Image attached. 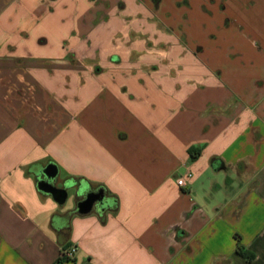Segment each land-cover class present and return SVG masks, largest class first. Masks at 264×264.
<instances>
[{"label":"crops","instance_id":"0c3cea01","mask_svg":"<svg viewBox=\"0 0 264 264\" xmlns=\"http://www.w3.org/2000/svg\"><path fill=\"white\" fill-rule=\"evenodd\" d=\"M164 3L0 0V264L70 247L61 264H264V0L224 1L227 82L218 66L167 77L175 50L147 54L169 41ZM38 164L71 209L38 189ZM100 192L105 209L77 212Z\"/></svg>","mask_w":264,"mask_h":264},{"label":"rangeland","instance_id":"374dc122","mask_svg":"<svg viewBox=\"0 0 264 264\" xmlns=\"http://www.w3.org/2000/svg\"><path fill=\"white\" fill-rule=\"evenodd\" d=\"M158 1V0H155ZM225 0H165V8L162 10V17L159 21H163V25L158 27L164 29L168 36L169 41L163 47L159 44V41L145 42L146 48L148 44L150 49L147 54L155 55L157 60L159 54L163 53V50L169 48L176 52L172 58L170 67L167 66L170 73L165 74L171 78L179 77V70H182V66L194 65L203 68L207 76H213L216 66L222 67L225 72L219 74L218 78L221 81L227 82L228 73L227 68L234 60L232 50L227 46V42L223 40L225 36H233L235 29H230L227 26L228 10L225 8ZM168 13L171 18L167 19L165 14ZM157 17V16H156ZM220 19V32L213 28V21ZM151 43V44H150ZM127 42L119 40L116 45L118 47H126ZM225 48L222 56L211 57L212 50H220L219 48ZM203 52L206 54H203ZM167 50V49H166ZM162 51V52H161ZM181 55V56H179ZM177 56V57H176ZM182 56H186V61L182 60ZM160 61V60H158ZM127 65V61L123 62ZM167 69V68H166ZM179 69V70H178ZM176 71V72H174ZM163 76V75H161ZM157 77H160L157 76ZM162 78V77H161ZM75 205V194L73 191H68V200L64 205L65 209H71Z\"/></svg>","mask_w":264,"mask_h":264},{"label":"water","instance_id":"95a60500","mask_svg":"<svg viewBox=\"0 0 264 264\" xmlns=\"http://www.w3.org/2000/svg\"><path fill=\"white\" fill-rule=\"evenodd\" d=\"M32 172L35 176H39L41 173L45 175L48 179L38 180V189L47 195H51L59 204H64L68 198V188L67 184L65 188H57L53 182L57 176V167L55 165H49L43 169V165H35L32 168ZM109 204V200L103 192L100 193H87L85 194V200L78 204L77 212L82 215L89 214L92 212L96 205H99V210L102 211Z\"/></svg>","mask_w":264,"mask_h":264},{"label":"built area","instance_id":"2783aa9c","mask_svg":"<svg viewBox=\"0 0 264 264\" xmlns=\"http://www.w3.org/2000/svg\"><path fill=\"white\" fill-rule=\"evenodd\" d=\"M193 177V175L192 174H188V178H192ZM178 185L180 186V187H185L186 185H187V183H186V179L185 178H180L179 180H178ZM75 252H76V247H70V248H68V249H63L62 251H61V255H60V257L63 259V260H71L72 258H73V256H74V254H75Z\"/></svg>","mask_w":264,"mask_h":264},{"label":"trees","instance_id":"16d2710c","mask_svg":"<svg viewBox=\"0 0 264 264\" xmlns=\"http://www.w3.org/2000/svg\"><path fill=\"white\" fill-rule=\"evenodd\" d=\"M237 252H238V254H239L241 257L245 258L247 261H251V260L254 259V254L250 253L249 250H246V249L243 248V247H238ZM64 261H65V260H63V259L60 257V259L57 261L56 264H61V263H63Z\"/></svg>","mask_w":264,"mask_h":264},{"label":"flooded vegetation","instance_id":"af4514ba","mask_svg":"<svg viewBox=\"0 0 264 264\" xmlns=\"http://www.w3.org/2000/svg\"><path fill=\"white\" fill-rule=\"evenodd\" d=\"M47 166H43V169H45ZM36 179H37V181L38 180H46V181H48V179L45 177V175H43L42 173L37 177L36 176ZM57 181H58V179L57 178H55L54 179V182H53V184L56 186V187H58V185H57ZM62 188H65V185L63 184L62 185ZM85 200V199H84ZM96 206H98V205H96Z\"/></svg>","mask_w":264,"mask_h":264}]
</instances>
